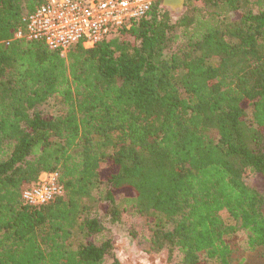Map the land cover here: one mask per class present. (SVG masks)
<instances>
[{
    "label": "trees",
    "instance_id": "obj_1",
    "mask_svg": "<svg viewBox=\"0 0 264 264\" xmlns=\"http://www.w3.org/2000/svg\"><path fill=\"white\" fill-rule=\"evenodd\" d=\"M162 1L61 56L13 39L43 0H0V264H122L110 230L135 236L130 216L167 262L243 264L239 232L264 249V188L245 181L264 186V0ZM42 172L63 193L32 207Z\"/></svg>",
    "mask_w": 264,
    "mask_h": 264
},
{
    "label": "built area",
    "instance_id": "obj_2",
    "mask_svg": "<svg viewBox=\"0 0 264 264\" xmlns=\"http://www.w3.org/2000/svg\"><path fill=\"white\" fill-rule=\"evenodd\" d=\"M156 1L43 0L25 17L24 30H18L13 39L41 40L50 50L65 56L77 44L89 49L100 41L116 37L120 30L145 18ZM42 190H46V195L39 202L24 195L31 192L35 196ZM62 193L56 172H42L35 182L21 187L22 200L32 207L46 205Z\"/></svg>",
    "mask_w": 264,
    "mask_h": 264
},
{
    "label": "rangeland",
    "instance_id": "obj_3",
    "mask_svg": "<svg viewBox=\"0 0 264 264\" xmlns=\"http://www.w3.org/2000/svg\"><path fill=\"white\" fill-rule=\"evenodd\" d=\"M185 8V7H184ZM184 8L182 12L184 11ZM170 12L173 15H177L176 13ZM213 64L216 63L215 60L212 61ZM62 107L58 99H52L48 101L46 104L40 106V111L43 114H56L61 111ZM251 109L247 110L248 117L251 114ZM249 121V120H247ZM106 168V165L102 164L100 169L101 171ZM247 185L253 186L259 189H263L264 186L259 179L256 178H246L245 179ZM92 208L95 214H100L101 209L99 208L98 203H92ZM129 221L134 224L135 236L131 235L126 228L121 227H113L110 230L111 237L113 239L114 244V253L116 257L122 264H179V255H175L171 262H167L166 254L153 253L149 250V236L150 230L147 225H145L140 219L135 217H129ZM81 241V236H75L72 239L73 247H76ZM240 246V258H245V262L243 264H264V249H258L255 251H249L245 247L246 237L242 232L238 233L237 239ZM206 264H219L215 260H209Z\"/></svg>",
    "mask_w": 264,
    "mask_h": 264
},
{
    "label": "water",
    "instance_id": "obj_4",
    "mask_svg": "<svg viewBox=\"0 0 264 264\" xmlns=\"http://www.w3.org/2000/svg\"><path fill=\"white\" fill-rule=\"evenodd\" d=\"M184 2L185 0H163L162 7L179 15L184 8Z\"/></svg>",
    "mask_w": 264,
    "mask_h": 264
},
{
    "label": "clouds",
    "instance_id": "obj_5",
    "mask_svg": "<svg viewBox=\"0 0 264 264\" xmlns=\"http://www.w3.org/2000/svg\"><path fill=\"white\" fill-rule=\"evenodd\" d=\"M41 181L44 179L43 176L40 177ZM25 197L26 198H32L36 201H42L44 198H45V195H46V190H42L40 191L37 195L33 196V194L31 192H26L25 194Z\"/></svg>",
    "mask_w": 264,
    "mask_h": 264
}]
</instances>
